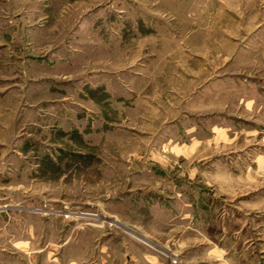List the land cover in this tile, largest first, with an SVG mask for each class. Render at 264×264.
I'll list each match as a JSON object with an SVG mask.
<instances>
[{
	"label": "rangeland",
	"instance_id": "374dc122",
	"mask_svg": "<svg viewBox=\"0 0 264 264\" xmlns=\"http://www.w3.org/2000/svg\"><path fill=\"white\" fill-rule=\"evenodd\" d=\"M212 2L0 0V248L32 224L63 260L264 264V108L219 96L264 94L236 56L264 44Z\"/></svg>",
	"mask_w": 264,
	"mask_h": 264
},
{
	"label": "crops",
	"instance_id": "0c3cea01",
	"mask_svg": "<svg viewBox=\"0 0 264 264\" xmlns=\"http://www.w3.org/2000/svg\"><path fill=\"white\" fill-rule=\"evenodd\" d=\"M215 1V3L219 4V12H221V26L223 28H228V21L235 20V34H228V31H225L222 36L224 38V44H228V38L230 39L231 44L233 42L237 44H251V43H260L262 46L264 44V0H211ZM215 3H205L203 4V8L205 11H212V6L214 7ZM192 10V9H190ZM195 9H193L194 11ZM235 13V17L232 18V14ZM231 19H230V18ZM231 22V21H230ZM188 44L192 45L193 48L198 49L200 54L206 57L209 53L206 51V47L208 43H210V39L206 35H203L201 38L196 40V38L188 37ZM219 42V40H218ZM220 42H223V39ZM196 43H199L198 48L196 47ZM241 46L240 50L237 51L236 56H242L247 59L250 56L252 60H264V48L261 51H258L257 55L252 56V53L247 51ZM264 47V46H263ZM203 50V51H202ZM226 58V57H225ZM227 78V77H225ZM240 90V89H239ZM237 92H240V91ZM208 92L207 86H203L199 89H195L193 95L190 96L191 99L199 100L207 98ZM229 89H227L226 96H222L224 90L220 89L219 96L222 100L233 99L236 101L237 105L242 107L245 111H258L261 108H264V103L261 105L260 100L264 99V94L261 95L260 90L256 88V91H245V89L241 90L243 93H239V95H235L234 98H229ZM232 93V91H230ZM236 92V91H235ZM202 95H206V97H201ZM212 97V95L210 96ZM6 229V230H5ZM7 231V228L1 227L0 234H4ZM36 226L32 225L27 228V237H22L20 232L17 234L12 233V237L7 241L6 246L12 247L11 250L5 249L4 245L0 248V264H110L108 263L109 255H100V249L94 250L91 247L92 254H90V259L87 261L79 260V258L71 257L70 259L63 260L60 257H53V251L49 247L50 244L44 243L39 244L37 242V238L35 237ZM105 251L106 249L103 248ZM211 250L213 254H223V251L220 249ZM94 252H97L94 254ZM55 256V255H54ZM62 256V255H61ZM142 260H137L141 264H171L169 261L164 260L161 256L156 253L147 250L143 253ZM63 257V256H62ZM102 257V259H101ZM221 257H218V264H232V262L223 260L220 261ZM112 262L111 264H113ZM136 264V261L129 260L127 264Z\"/></svg>",
	"mask_w": 264,
	"mask_h": 264
},
{
	"label": "bare ground",
	"instance_id": "6f19581e",
	"mask_svg": "<svg viewBox=\"0 0 264 264\" xmlns=\"http://www.w3.org/2000/svg\"><path fill=\"white\" fill-rule=\"evenodd\" d=\"M98 217V216H97ZM94 219V218H93Z\"/></svg>",
	"mask_w": 264,
	"mask_h": 264
}]
</instances>
